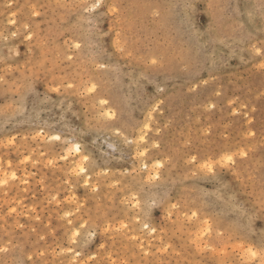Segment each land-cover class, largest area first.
Listing matches in <instances>:
<instances>
[{"label": "rangeland", "instance_id": "374dc122", "mask_svg": "<svg viewBox=\"0 0 264 264\" xmlns=\"http://www.w3.org/2000/svg\"><path fill=\"white\" fill-rule=\"evenodd\" d=\"M0 264H264V0H0Z\"/></svg>", "mask_w": 264, "mask_h": 264}, {"label": "bare ground", "instance_id": "6f19581e", "mask_svg": "<svg viewBox=\"0 0 264 264\" xmlns=\"http://www.w3.org/2000/svg\"><path fill=\"white\" fill-rule=\"evenodd\" d=\"M76 150H77V151H80V148L77 146V147H76ZM82 160H83V159H82ZM78 170L84 172L86 169H85L82 165H80V166L78 167Z\"/></svg>", "mask_w": 264, "mask_h": 264}]
</instances>
